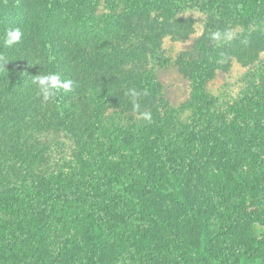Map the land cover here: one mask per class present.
<instances>
[{
	"label": "trees",
	"instance_id": "16d2710c",
	"mask_svg": "<svg viewBox=\"0 0 264 264\" xmlns=\"http://www.w3.org/2000/svg\"><path fill=\"white\" fill-rule=\"evenodd\" d=\"M81 1L0 0V55L8 60L0 65V264H114L135 248L176 243L181 215L190 224L183 258L159 246L149 264H192L197 256L209 264H264V104L242 112L244 124H229L215 116L218 98L207 91L215 69L227 71L232 58L252 66L263 50L251 21L264 17V0H222L243 32L230 40L208 33L210 47L201 44L198 57L180 67L192 96L178 108L153 67L123 72L106 63L108 48L119 47L110 37L98 39L111 43L99 51L94 39L86 47L58 35L61 18L76 14ZM112 1L125 8L116 22L162 14L168 28L184 7L183 0ZM12 28L23 35L6 47ZM169 33L164 26L152 32L149 45ZM48 73L73 87L45 102L32 81ZM61 141L69 175L45 169L43 156L55 148L48 144ZM9 174L16 187L3 180ZM160 197L180 209H164Z\"/></svg>",
	"mask_w": 264,
	"mask_h": 264
},
{
	"label": "rangeland",
	"instance_id": "374dc122",
	"mask_svg": "<svg viewBox=\"0 0 264 264\" xmlns=\"http://www.w3.org/2000/svg\"><path fill=\"white\" fill-rule=\"evenodd\" d=\"M94 1L99 5L97 4L95 8H91ZM183 2V11L172 22L176 26L168 28L164 25L165 17L162 14L146 20L135 19L130 14L126 18H119V21L116 22L115 18L122 15V10L125 9L123 6L117 5L112 0L81 1V8L76 14L61 18L57 25L60 32L58 35L62 37L66 35L68 41L72 40L76 43H82L86 47L88 42L94 39L91 47L92 49L97 48L99 51L104 50L102 48L105 43H103L104 39H98L110 37L111 39L109 38L108 40L118 43L119 47L118 49H112L109 47L111 43L106 42L107 44L104 45L105 49L109 47V53L106 51L109 60L107 59L106 63L114 71L121 70L123 72L131 71L136 67L148 69L153 67L158 81L164 87L163 93L167 100L172 106L178 108L183 104L188 105L192 96L190 82L181 73L180 67L185 68L187 63L196 58V55L198 57L197 52L200 47H206L211 44L208 39V33L215 31L219 34L224 33V35L228 33L226 40H230L243 32V27L231 13L226 11L222 0L217 2L214 0H183ZM215 18L216 20L217 18H219L218 20L223 18V22L214 23ZM178 20L179 23H175ZM251 23L259 26L258 28L263 35V40L261 39V41L264 42V17H257ZM186 25L188 26L187 28ZM163 26L170 33L160 41L159 46L152 48L148 43V37L152 32L153 34L158 32ZM175 28L177 29L174 30ZM171 29L173 31H170ZM184 35L187 37L183 38ZM258 40L259 38H256V41ZM193 54L195 55L193 56ZM254 59L252 66L244 67L236 58H232L231 62H229L230 68L227 71L215 69L214 76L207 86V91L215 98H218V106L215 107L214 114L218 119L220 118V121L242 125L247 122L242 112L251 111L253 103L264 104V48L255 53ZM128 81L130 79L120 82L125 84L129 83ZM53 146L55 148L50 154L49 148ZM47 149L49 151H46L43 156L47 160L45 161L47 165L45 169H49L48 172L53 170V172H58L63 167L64 172L69 175L70 170L64 165V159L70 155V151L66 148L64 141H61L60 145L57 146L56 144H48ZM55 151L56 155L54 154ZM65 153H67V156ZM2 178L5 182L13 184L14 187H16L15 182H19L14 174L2 176ZM161 197L157 198V204L164 209H169L170 211L180 209L168 197ZM177 215L179 216L178 213ZM177 225L179 230L175 235V238H178L176 243L170 241L163 244L157 242V244L161 250H165L167 247L169 252L174 253L175 251L173 258L179 262L185 254L183 235L190 224H188L186 216L181 215L177 218ZM253 234L259 235V230L253 229ZM159 246L155 248V244L151 243L149 247H146L148 250L139 251L135 248L128 259L118 260L114 264H149L151 259L146 260L150 256L149 251L157 253ZM193 258L192 264H209V262L199 256Z\"/></svg>",
	"mask_w": 264,
	"mask_h": 264
},
{
	"label": "clouds",
	"instance_id": "9594fccd",
	"mask_svg": "<svg viewBox=\"0 0 264 264\" xmlns=\"http://www.w3.org/2000/svg\"><path fill=\"white\" fill-rule=\"evenodd\" d=\"M23 32L20 28H12L7 30L4 45L6 47H12L17 44L22 38ZM220 36L219 33H216L214 38L218 39ZM8 60L6 57L0 55V65H6ZM33 84H35L39 90L38 94L42 96L45 102L50 99H54L57 93L62 89L64 91H69L73 87V81L71 80H62L59 73H48V74H39L34 76ZM132 95L135 97L138 95L134 90ZM137 107H139L137 105ZM150 118V117H145Z\"/></svg>",
	"mask_w": 264,
	"mask_h": 264
}]
</instances>
